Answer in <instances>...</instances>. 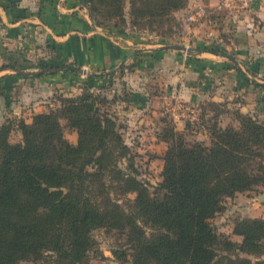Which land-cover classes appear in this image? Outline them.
Segmentation results:
<instances>
[{"label": "trees", "instance_id": "obj_1", "mask_svg": "<svg viewBox=\"0 0 264 264\" xmlns=\"http://www.w3.org/2000/svg\"><path fill=\"white\" fill-rule=\"evenodd\" d=\"M126 2L131 24L153 29L187 0L85 5L99 25V18L124 22ZM81 89L77 97L59 96L54 109L29 123L0 125V264H90L96 229L120 233L125 250L112 254L131 264H264V219L237 221L240 243L210 222L225 199L264 182V96L262 120L237 112L238 127L207 124L209 145L186 142L169 122L160 136L168 145L161 181L153 186L138 178L115 121L98 106L104 101ZM61 120L76 131V144L65 138ZM15 131L21 137L14 143Z\"/></svg>", "mask_w": 264, "mask_h": 264}, {"label": "crops", "instance_id": "obj_2", "mask_svg": "<svg viewBox=\"0 0 264 264\" xmlns=\"http://www.w3.org/2000/svg\"><path fill=\"white\" fill-rule=\"evenodd\" d=\"M85 2L0 0V125L14 118L29 123L54 109L59 96L106 86L109 75L134 61L138 71L156 72L159 87L158 110H151L150 74L139 75L129 105L139 125H149L163 103H170V111L181 104L176 116L183 117L203 102L222 103L240 86H264V0L233 9L226 19L233 28L229 42L219 36L227 24L221 28L206 17L184 23L180 44H134L113 35L93 23ZM257 88L261 98L264 89Z\"/></svg>", "mask_w": 264, "mask_h": 264}, {"label": "rangeland", "instance_id": "obj_3", "mask_svg": "<svg viewBox=\"0 0 264 264\" xmlns=\"http://www.w3.org/2000/svg\"><path fill=\"white\" fill-rule=\"evenodd\" d=\"M197 3H203L207 6L208 17L219 21L217 23L221 25V28L226 26V19H229L233 11V5L228 0H187L184 9L173 11L170 14V18H168L170 21L168 23L158 28L154 27L153 29H143L140 26L134 27L131 24L127 2L124 7V22L116 17H110L109 19L99 18V25L94 21L93 23L113 35H119L123 38L124 36L130 37L134 40V44H137V42L140 44L143 41L146 43L167 42L168 44H180L185 24L182 17L177 16V13ZM223 22L224 26L222 25ZM226 28L228 31L225 34H219L225 43L229 42L230 30L233 29L230 27L229 22ZM135 62L128 63L116 73L112 72L113 74L108 76V83L106 86L99 87L100 90L97 88L88 89L98 97V101H104L103 104H99L98 106L102 110H106L115 121L116 127H118L117 130L130 150L134 168L138 172V178L150 185L156 186L161 181L162 158L168 145L160 139V136L163 129L170 125L169 122L175 125L176 131L183 135L186 142H199L209 145L210 138L206 127L207 124L210 125L216 122L222 127L227 125L238 127L236 113L241 111L242 114H247L245 113L247 110L249 114L258 117V120L263 119L262 103L260 102V95H258V88L256 84H250L248 86L245 85L246 87H238L235 93L230 91L222 103L213 102L214 104H220L219 106L213 105L211 101H206L198 107L195 106V113H188L187 116L183 117L176 116L178 115L177 112L180 113L182 109L181 104L174 111H170V108H168L170 107V103H163L162 108L159 107L161 109L160 112L156 115L152 113L149 125H139L136 120L138 114L132 113L129 107L131 104V91L138 85L137 80L139 75L150 74L149 82L151 83H148L147 89H149L150 95H152L151 110H158L156 101H159V96H156V84H158L155 78L156 72L139 70V73ZM157 88L159 90V87ZM81 93L82 89L80 88L76 94H72L69 97H77ZM147 113L151 115V112L146 111L145 114ZM61 124L67 141L71 144H76V131L69 129L66 126L65 120H61ZM20 137L19 132H12L10 141L14 143L18 142L20 141ZM126 165L127 162L123 160L122 166L125 167ZM126 198L132 199L133 195H127ZM223 206V211L218 213L210 222L218 233L224 234L235 243H240L241 237L233 234L235 223L246 218L264 219V182L254 186L251 190L237 193L234 197L225 199ZM92 236L95 241V247L88 254L90 264H131L129 259L122 262L112 254L114 249L119 251L125 250L124 237L120 233L96 229L92 232ZM260 259L264 260V254ZM22 264L39 263L24 262Z\"/></svg>", "mask_w": 264, "mask_h": 264}, {"label": "built area", "instance_id": "obj_4", "mask_svg": "<svg viewBox=\"0 0 264 264\" xmlns=\"http://www.w3.org/2000/svg\"><path fill=\"white\" fill-rule=\"evenodd\" d=\"M233 6L232 9H235L236 6L240 3L247 4L248 0H228ZM209 12L207 6L203 3L193 4V6H188L185 10V14L182 18L183 22L186 24H194L200 22L202 19L208 17Z\"/></svg>", "mask_w": 264, "mask_h": 264}]
</instances>
